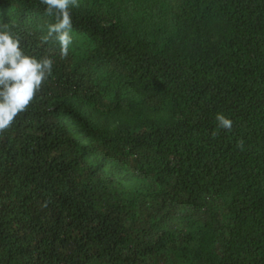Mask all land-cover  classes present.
I'll use <instances>...</instances> for the list:
<instances>
[{
	"label": "trees",
	"instance_id": "obj_1",
	"mask_svg": "<svg viewBox=\"0 0 264 264\" xmlns=\"http://www.w3.org/2000/svg\"><path fill=\"white\" fill-rule=\"evenodd\" d=\"M69 12L62 57L57 12L0 0L53 65L0 131V264H264V0Z\"/></svg>",
	"mask_w": 264,
	"mask_h": 264
},
{
	"label": "clouds",
	"instance_id": "obj_2",
	"mask_svg": "<svg viewBox=\"0 0 264 264\" xmlns=\"http://www.w3.org/2000/svg\"><path fill=\"white\" fill-rule=\"evenodd\" d=\"M49 15L57 12L58 22L48 26L49 35L60 42L61 56H67L72 43V17L69 7L78 0H41ZM51 59H36L25 53L20 39L6 26L0 27V131L11 126L16 117L27 110L43 83L52 75ZM220 127L231 128V120L216 117Z\"/></svg>",
	"mask_w": 264,
	"mask_h": 264
}]
</instances>
